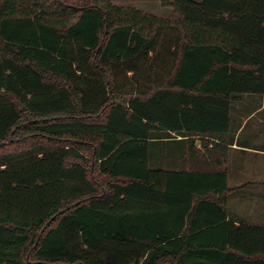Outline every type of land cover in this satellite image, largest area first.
<instances>
[{
	"label": "trees",
	"instance_id": "16d2710c",
	"mask_svg": "<svg viewBox=\"0 0 264 264\" xmlns=\"http://www.w3.org/2000/svg\"><path fill=\"white\" fill-rule=\"evenodd\" d=\"M158 1L0 0V264H264L227 166L264 0Z\"/></svg>",
	"mask_w": 264,
	"mask_h": 264
},
{
	"label": "crops",
	"instance_id": "0c3cea01",
	"mask_svg": "<svg viewBox=\"0 0 264 264\" xmlns=\"http://www.w3.org/2000/svg\"><path fill=\"white\" fill-rule=\"evenodd\" d=\"M244 101L247 104L237 111L238 116L245 118L238 120L235 125L233 123V139L227 145L228 186L230 177L237 184L234 187L229 186L233 192L244 188L260 189L261 185L264 186V94L245 96L236 104ZM252 119H256L252 122L255 126L246 129Z\"/></svg>",
	"mask_w": 264,
	"mask_h": 264
},
{
	"label": "rangeland",
	"instance_id": "374dc122",
	"mask_svg": "<svg viewBox=\"0 0 264 264\" xmlns=\"http://www.w3.org/2000/svg\"><path fill=\"white\" fill-rule=\"evenodd\" d=\"M111 2L120 7H134L144 12L150 13L158 18L164 20H173L175 18L170 7H162L158 0H103ZM200 2L201 0H192ZM244 103L234 104L231 107L230 114L234 125L238 120H242L243 116H238L239 108H243ZM256 119H252L247 125V128H253L252 124ZM246 136V135H245ZM21 147H24L23 144ZM237 185L232 178H229V186L234 187ZM260 189L244 188L239 191L233 192L229 196V216L232 220L250 225L253 227H264V186L261 185Z\"/></svg>",
	"mask_w": 264,
	"mask_h": 264
}]
</instances>
